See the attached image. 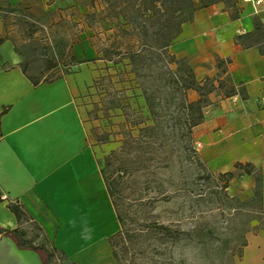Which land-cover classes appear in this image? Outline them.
I'll return each instance as SVG.
<instances>
[{"label":"crops","instance_id":"0c3cea01","mask_svg":"<svg viewBox=\"0 0 264 264\" xmlns=\"http://www.w3.org/2000/svg\"><path fill=\"white\" fill-rule=\"evenodd\" d=\"M24 1L4 0L11 7ZM237 7L235 19L222 3L197 9L171 52L201 82L218 75V60L226 61L219 78L236 93L209 95L192 142L211 172L251 164L261 176L264 211V8L256 12L245 0H237ZM82 52L75 49L77 63L68 74L34 85L23 58L0 50V192L6 196L0 200V228L19 227L9 208L15 202L65 264H118L108 239L119 222L76 99L84 90ZM187 95L189 101L198 98L192 90ZM242 264H264V229L247 235Z\"/></svg>","mask_w":264,"mask_h":264},{"label":"rangeland","instance_id":"374dc122","mask_svg":"<svg viewBox=\"0 0 264 264\" xmlns=\"http://www.w3.org/2000/svg\"><path fill=\"white\" fill-rule=\"evenodd\" d=\"M113 12L102 0H26L14 7L0 0V38L4 43L0 50H13L23 58L22 64H27L26 72L31 77L50 81L68 74L71 65L77 63L75 49H82L86 66L82 72L84 90L76 99L88 144L94 147L101 168L113 150L121 152L106 171L108 175L115 176L119 163L130 160L123 154L126 147L120 151L130 139L128 132L136 136L140 127L152 124L145 95H153L156 102L159 99L162 108L169 107L168 121L164 123L169 127L163 130L167 135L162 144L144 149V155L139 157L143 172L137 174L140 183L135 187L143 191L145 199L151 198L145 210L153 220L169 226L170 234L177 230L183 233L178 241L170 236L146 241L150 245L137 253L136 262L242 264L247 235L264 229V214L258 212L260 199L254 196L258 173L245 180V175L235 171V178L224 189L220 173L198 165L190 152V146L196 145H190L181 135L175 104L168 102V91L163 87L161 74L169 70L162 65L165 61L149 67L147 58L132 66L129 58L116 57L113 62L103 57L105 48L128 52L137 50L141 43L135 32L123 33L116 22H111ZM179 59L178 65L168 66L176 76H186L188 63ZM47 60L54 62L48 70ZM247 181L251 182L249 189ZM121 187L123 194L130 197L132 184L127 182ZM257 189L261 192V186ZM19 229L24 231L18 240L21 245L49 248L34 221L22 220ZM38 253L45 257L41 251ZM42 262L45 264L43 259ZM50 262L65 264L59 253Z\"/></svg>","mask_w":264,"mask_h":264},{"label":"trees","instance_id":"16d2710c","mask_svg":"<svg viewBox=\"0 0 264 264\" xmlns=\"http://www.w3.org/2000/svg\"><path fill=\"white\" fill-rule=\"evenodd\" d=\"M108 9L112 8L113 15L110 16L111 22H116L123 33L135 32V37L141 40L139 48L135 51L121 52V50H110L105 48L102 55L109 61H115L116 57L119 59L129 58L130 64L136 66L139 62H143L148 58L150 61L149 67L154 63H162L167 66L168 73L161 74L164 77L163 87L166 89L168 102L175 104L174 110L178 113L177 124L181 135H184L190 145H192L193 128L202 123L204 120V109L210 103L209 95L217 94L223 97H230L236 93L233 86L228 85L221 80L220 74L224 72L223 63L226 61L218 60L217 67L219 73L215 77L206 78L204 81H198L194 77L193 71L188 65V72L186 76H176L169 68L170 63L178 65L181 61L169 52L171 46L180 32L182 24L193 19L194 12L197 9L207 7L216 3H222L224 8L230 13L232 19L238 17L237 0H102ZM93 5V1L91 3ZM119 10L116 12V9ZM110 15V14H109ZM3 39L0 38V44ZM115 49V48H114ZM164 60V61H163ZM183 61H186L182 59ZM54 66L52 60H47L46 69ZM23 71L26 73L27 64H22ZM160 75V74H159ZM159 76V77H161ZM34 85L38 84V79L30 77ZM192 90L198 94V98L194 101H189L187 93ZM145 103L148 108L151 125H145L139 128L138 134L133 136L129 131L130 138L121 147L120 151L124 150L125 156H130V160L126 163H119L113 174H107V170L111 167L113 160L118 156V153L112 151L110 155L105 158L104 166L101 168L106 189L111 198L116 217L119 222V229L116 233L111 235L108 239L112 249V253L118 264H139L136 262L135 256L137 253L144 252L145 247H149L151 239H163L165 237H173L175 241L181 240L183 231L177 230L174 234H170V227L160 224L152 219L148 210H145L152 201L151 198L145 199L143 191L135 186L139 185L138 173L143 172L142 159L138 160L144 155V149L150 148L156 143H163L167 134L163 132L164 128L169 127L164 124L168 121V108H162L159 104V99L156 102L153 95H145ZM165 98V99H167ZM180 100V101H179ZM167 120V121H166ZM138 123H136L137 125ZM135 126V124H134ZM176 123L171 125L175 127ZM159 139V140H157ZM125 143V141H124ZM191 155L197 161L198 165L206 170L205 164L200 160L199 155L193 146H190ZM235 171L241 175L253 176L256 173L255 168L249 164L236 163L235 170L219 174V180L223 182L222 188L228 187L229 181L235 178ZM256 190L254 196L259 197L258 212L264 214L261 203V192L258 187L261 185V176L258 174L255 177ZM127 182H130L134 187L133 190L125 196L123 187ZM129 199L128 202L126 200ZM124 200V202H122ZM151 203V202H150ZM10 210L15 214L19 223L26 219L25 212L20 208L19 204L12 202L9 205ZM10 235L16 238V243L20 248L33 249L41 251L45 255V264H51L57 252L54 249H48L45 245L24 246L18 240L22 239L24 231L19 227L11 231H3L0 228V235ZM146 241H149L148 243ZM246 242L244 243V246ZM62 260L64 256L59 253ZM133 255L134 258H130Z\"/></svg>","mask_w":264,"mask_h":264},{"label":"water","instance_id":"95a60500","mask_svg":"<svg viewBox=\"0 0 264 264\" xmlns=\"http://www.w3.org/2000/svg\"><path fill=\"white\" fill-rule=\"evenodd\" d=\"M0 264H43L39 253L33 249L20 248L6 234L0 235Z\"/></svg>","mask_w":264,"mask_h":264},{"label":"built area","instance_id":"2783aa9c","mask_svg":"<svg viewBox=\"0 0 264 264\" xmlns=\"http://www.w3.org/2000/svg\"><path fill=\"white\" fill-rule=\"evenodd\" d=\"M245 1L252 3L254 8L256 9V12L259 6L264 8V0H245ZM232 99L233 101L235 100L234 97H232ZM198 147H199V144H196V148ZM4 199H6V196L0 192V200H4Z\"/></svg>","mask_w":264,"mask_h":264}]
</instances>
